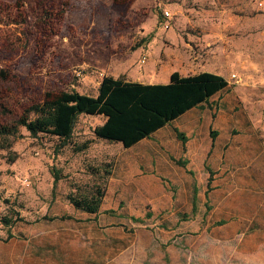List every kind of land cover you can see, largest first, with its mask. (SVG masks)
<instances>
[{"label": "rangeland", "instance_id": "rangeland-1", "mask_svg": "<svg viewBox=\"0 0 264 264\" xmlns=\"http://www.w3.org/2000/svg\"><path fill=\"white\" fill-rule=\"evenodd\" d=\"M169 64L189 72L209 70L228 82L211 97L218 112L206 124L227 143L225 153L237 148L239 160L225 161L218 173H264V0H0V123L14 121L45 91L95 95L103 76L165 82L168 77L157 68ZM96 117L79 115L63 147L56 136H32L24 127L0 141V216L15 209L24 218L9 229L0 221V264L22 260L23 233L45 230L48 225L37 222L43 214L82 215L68 206V193L78 185L77 193L87 194V185L105 177L122 153L121 143L94 137V126L102 122ZM86 140L90 147L73 150ZM53 169L67 173L55 186ZM112 187L105 212L143 223L148 191ZM198 227L193 224L188 238L177 237L166 253L138 227L137 245L117 261L179 264L191 257L199 264H264V249L238 254L236 239L215 241Z\"/></svg>", "mask_w": 264, "mask_h": 264}, {"label": "crops", "instance_id": "crops-1", "mask_svg": "<svg viewBox=\"0 0 264 264\" xmlns=\"http://www.w3.org/2000/svg\"><path fill=\"white\" fill-rule=\"evenodd\" d=\"M174 71L183 76L200 72L169 64L157 68L168 77L165 82L125 79L167 83ZM214 112L218 108L199 104L132 146L121 144L122 153L113 158L110 174L103 181L105 195L98 212H83L68 203L82 215L43 214L37 222L48 227L33 235L23 233V261L16 264H122L117 259L137 245L138 227L148 230L155 249L165 253L172 249L177 237L183 241L188 238L193 224L199 225V233L215 241L236 239L234 248L238 254L250 256L264 249V173H218L224 171L225 161L239 159L237 148L231 146L225 153L227 143L221 142L219 132L214 140L211 138L210 130L214 128L206 121L211 122ZM176 129L184 133V140L177 136ZM174 159L185 160L186 164L180 165ZM93 183L99 181L89 184ZM111 185L116 191H148L150 202L145 207L151 216L140 224L129 219L122 222L107 214L104 199ZM128 204L124 203L122 212L127 211ZM179 264L199 263L185 257Z\"/></svg>", "mask_w": 264, "mask_h": 264}, {"label": "trees", "instance_id": "trees-1", "mask_svg": "<svg viewBox=\"0 0 264 264\" xmlns=\"http://www.w3.org/2000/svg\"><path fill=\"white\" fill-rule=\"evenodd\" d=\"M227 85L222 75L206 70L185 76L174 71L167 83H140L126 80L123 76H103L95 95L76 90L45 91L39 101L25 107L14 121L0 123V141L18 135L19 128L24 127L32 136L39 133L56 136L61 141L59 147H63L72 137L78 116L87 114L103 119L93 128L95 138L129 147L194 106L207 103L210 108H215L210 98ZM175 131L180 139L186 138L183 132ZM217 132L215 129L210 130L213 140ZM90 143L89 140L83 141L73 146V150H86ZM2 147L4 145L0 144ZM175 161L180 165L186 164L185 160ZM109 170H106L105 177L97 180L99 183L87 185V194H78V186L73 188L66 197L69 203L80 211L97 213L105 195L104 183L100 186V182L110 174ZM52 174L55 186L64 175L58 169H53ZM13 212L14 216H0V221L7 229L24 219L17 210L13 209ZM150 216L151 213L147 212L146 217ZM10 236L8 233L6 238Z\"/></svg>", "mask_w": 264, "mask_h": 264}, {"label": "built area", "instance_id": "built-area-1", "mask_svg": "<svg viewBox=\"0 0 264 264\" xmlns=\"http://www.w3.org/2000/svg\"><path fill=\"white\" fill-rule=\"evenodd\" d=\"M163 13H164L165 17H169L170 16V13L168 11H166V10ZM145 59H146V57H145V55H143V57L141 58V62H144ZM232 77H235V74H232Z\"/></svg>", "mask_w": 264, "mask_h": 264}]
</instances>
